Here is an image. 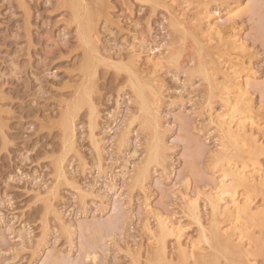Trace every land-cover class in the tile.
<instances>
[{
  "label": "rangeland",
  "instance_id": "obj_1",
  "mask_svg": "<svg viewBox=\"0 0 264 264\" xmlns=\"http://www.w3.org/2000/svg\"><path fill=\"white\" fill-rule=\"evenodd\" d=\"M84 2L103 62L78 111L67 103L84 48L70 5L0 0V264H151L160 240L177 262L207 251L190 210L207 228L213 203L221 228L253 250L264 236V0ZM125 65L160 94L155 118Z\"/></svg>",
  "mask_w": 264,
  "mask_h": 264
},
{
  "label": "bare ground",
  "instance_id": "obj_2",
  "mask_svg": "<svg viewBox=\"0 0 264 264\" xmlns=\"http://www.w3.org/2000/svg\"><path fill=\"white\" fill-rule=\"evenodd\" d=\"M68 5H70L71 9H72V14H73V19L75 20V22L78 24V38H79V41L82 45V48H84V57L81 59L83 60L82 62V68H81V71H82V77L80 81H83L82 83H80L78 85V90L75 91V97L73 98L74 100L67 105L69 106V109L71 107V110H75V109H79V106H81L85 100V98L87 97L89 99V96H90V89H91V86H92V82L89 84V80L92 79V77H94L95 75V66L97 63H100V62H103V58H101V54H100V59L101 61L98 62V60L96 58H98V55H97V50L95 46V42H94V39H96L94 36V29H95V23H94V19H95V16H94V10H91V7L86 3L84 2V0H66ZM107 1V0H106ZM101 3H99L98 5H100ZM67 5V4H66ZM105 7V6H104ZM167 7V6H166ZM168 9V8H167ZM105 11V10H104ZM236 14V13H235ZM231 16V15H230ZM97 22V21H96ZM97 25V24H96ZM213 25V24H212ZM214 26V25H213ZM212 28V26H211ZM215 28V26H214ZM219 28V27H218ZM216 30V29H214ZM219 31V30H218ZM217 31V32H218ZM224 31V30H223ZM222 31V33H223ZM225 32V31H224ZM220 33V32H218ZM222 33H221V36H222ZM228 34V33H227ZM235 34V33H234ZM238 34V33H237ZM227 36V35H226ZM237 36V35H236ZM94 37V38H93ZM97 37V36H96ZM231 37H233V34L231 35ZM230 37V38H231ZM235 37V36H234ZM233 37V38H234ZM238 37V36H237ZM229 38V37H227ZM226 40V39H225ZM234 40L232 43H236L238 40L235 41V39H232ZM230 40V42L232 41ZM96 41V40H95ZM228 42V41H227ZM240 44V43H239ZM238 44V45H239ZM242 44V43H241ZM234 45V44H233ZM237 45V44H236ZM241 46V45H239ZM236 47V46H235ZM234 47V48H235ZM230 48V47H229ZM232 47V49H234ZM240 48V47H238ZM237 49V47L235 48ZM99 51V50H98ZM75 60H76V57H75ZM95 60H97L96 64H95ZM81 63V62H80ZM144 63V61H143ZM129 65H131L129 63ZM134 65V64H133ZM132 65V66H133ZM136 65V64H135ZM120 66V65H118ZM131 66V67H132ZM126 67V68H125ZM131 67H128V65L124 66L123 68L126 69L125 71H127V74H128V81H129V85H131V88H132V91L133 93H135L134 95L137 96L138 98H140V105L141 106V110H144L146 113H148L150 115V117L152 116V118L155 116V110H156V107H155V100H157V96L160 95L158 94L157 92V89L155 87H153V85H149V83H146L144 81H142L141 77L138 75L137 71L135 72V68L132 69ZM201 67V66H200ZM202 68V67H201ZM97 70V69H96ZM205 70V68H204ZM151 71V70H150ZM201 71V70H200ZM148 74L149 71H147ZM206 72V71H205ZM205 72L202 73L205 74ZM207 73V72H206ZM81 74V73H80ZM153 74V73H152ZM151 75V74H150ZM206 76V75H205ZM154 77V75H153ZM83 79V80H82ZM93 80V79H92ZM95 80V79H94ZM93 80V81H94ZM146 80V79H145ZM78 81V83L80 82ZM246 81V80H245ZM148 82V81H147ZM153 84V83H152ZM76 87V86H75ZM147 89H150V94L147 93ZM92 90V89H91ZM160 91V90H159ZM161 92V91H160ZM159 92V93H160ZM91 98V96H90ZM93 99V97L91 98ZM90 99V100H91ZM93 101V100H92ZM89 103V106L93 104H90L91 102L87 101ZM87 103V104H88ZM158 103V100L157 102ZM86 104V105H87ZM85 105V104H83ZM94 106H95V103H94ZM78 107V108H77ZM90 108H93V107H90ZM96 108V107H94ZM68 108H66L65 110H67ZM68 109V110H69ZM65 113H63V118L61 120V127H62V138H64V141H63V144L65 143L66 145L68 144V146L70 144H72L73 142L71 141L72 140V135H73V129H72V125L71 123H73L74 121H71V116L73 114H71L73 111H65ZM90 110V109H89ZM92 110V109H91ZM79 111V110H78ZM88 112V110H87ZM93 112V110L91 111ZM144 112V113H145ZM74 113V112H73ZM77 113V112H76ZM143 113V112H141ZM71 114V115H70ZM91 114V113H90ZM89 114V116H90ZM93 114V113H92ZM88 116V115H87ZM88 116V118H89ZM95 116V115H94ZM158 116V115H157ZM73 117V116H72ZM93 117V116H92ZM144 117V116H143ZM74 118V117H73ZM91 118V117H90ZM95 118V117H94ZM155 118V117H154ZM89 120V119H88ZM153 120V119H152ZM96 121V119H95ZM156 121V119H155ZM154 121V122H155ZM89 122V121H88ZM92 122V121H91ZM88 123L89 124H91ZM152 122V121H151ZM154 122H153V126L155 129H157L154 125ZM222 122V121H221ZM226 122V121H225ZM224 122V124H225ZM229 122V121H228ZM220 123V122H219ZM223 123V122H222ZM221 123V124H222ZM243 123V122H242ZM147 124V123H146ZM156 124V123H155ZM94 125V124H93ZM145 125V124H144ZM160 125V124H159ZM218 125V123H217ZM226 125L229 127L227 128L226 126V132L228 134H230V136H228L226 139L225 138H222V139H225L224 142L226 143H232L233 141V137L234 135L232 133H234L232 126L230 127V124L226 123ZM90 126V125H89ZM92 126V125H91ZM221 126V125H218V127ZM234 126V125H233ZM239 127V124L236 125V127ZM75 127V126H74ZM158 127V126H157ZM237 127V128H238ZM242 127V126H240ZM90 128V127H89ZM148 128V126H147ZM224 128V127H223ZM222 127L220 129H223ZM243 129V132L245 131V127L243 126L242 127ZM75 129V128H74ZM153 129V128H152ZM92 130V127L91 129ZM151 130V128H150ZM224 130V129H223ZM234 130L237 131V129L235 128ZM241 130V129H240ZM238 130V131H240ZM157 130H155L154 132H156ZM225 131V130H224ZM91 132V131H90ZM220 133L223 132L222 130L219 131ZM237 133V132H236ZM245 133V132H244ZM75 134V133H74ZM93 134V133H91ZM224 134V133H223ZM227 134V135H228ZM155 135V133H154ZM153 135V136H154ZM158 134L156 133V136ZM222 135V134H221ZM75 136V135H74ZM152 136V137H153ZM155 136V137H156ZM236 136V135H235ZM159 138V136H157ZM226 137V136H225ZM74 138V137H73ZM154 139V138H153ZM252 139V138H251ZM158 141V139H157ZM155 141V142H157ZM253 141V140H252ZM72 142V143H71ZM159 142V141H158ZM228 143V145H229ZM234 143V142H233ZM154 144V143H153ZM152 144V145H153ZM74 146V145H73ZM72 146V147H73ZM230 146V145H229ZM237 146V145H236ZM65 148L67 146H64ZM71 147V146H69ZM155 148L157 150V146H152V148ZM232 147V146H231ZM150 148V147H149ZM71 148H69L68 150H70ZM154 149V151H156ZM159 149V148H158ZM74 151V150H72ZM150 151V150H149ZM152 153L149 152V158H152V156L154 155L153 154V150H151ZM148 154V153H147ZM155 156V155H154ZM148 158V156L146 157ZM156 158V157H154ZM160 159V158H159ZM150 160V159H149ZM147 161V160H146ZM155 161H158V160H155ZM61 163V162H60ZM148 162H146L147 164ZM57 165V164H56ZM58 166V165H57ZM56 166V167H57ZM145 163L143 165V167H145ZM61 167V166H60ZM59 169V167H57ZM56 168V169H57ZM142 168V167H141ZM143 170V169H142ZM141 170V171H142ZM60 171V170H58ZM57 171V173H58ZM62 171V170H61ZM140 171V172H141ZM144 171V170H143ZM145 172V171H144ZM229 175L232 176V179L235 183H242V184H247L248 180L247 178L239 172H236L234 171L233 169H229V171H227ZM143 173V172H142ZM141 173V174H142ZM240 173V174H239ZM62 174V173H61ZM60 174V175H61ZM141 174L138 173V176L141 177ZM58 175V174H57ZM63 175V174H62ZM146 177V176H145ZM63 178V177H61ZM137 178V177H136ZM136 178L134 177V179L136 180ZM143 178V177H141ZM65 179V178H64ZM139 181V180H138ZM143 181V180H142ZM225 183L226 181L225 180H222V183L221 184H224L222 185L223 187L225 186ZM222 187V189H223ZM224 189L226 190V187H224ZM224 192V190H223ZM232 201H236V200H232ZM187 204H189V200L187 199ZM189 202V203H188ZM235 204V203H234ZM193 205V204H191ZM187 206H190L187 205ZM228 206V205H226ZM244 206H246V204H244ZM191 207V206H190ZM235 207V205H234ZM237 207V206H236ZM247 207V206H246ZM189 208V207H188ZM231 208V207H230ZM227 209L229 210L228 207H226V211ZM191 215L193 216V218H195L197 221V223L199 224L200 226V232H201V237L203 239V241L207 244V251H198V252H192V253H186L185 251H182L180 253V259L177 261V262H173L171 261L170 259H168L166 257V251H165V247H164V243L162 240L159 241V248L157 249V253H154L151 261L149 260V262H151V264H256L254 263V261L250 258V255L251 254H254V255H258V256H261L263 257L264 259V236L263 238H255L254 239V249L252 250V248H245L244 244L241 243V241L239 240H236V238L233 237V232L231 233L230 231H225L221 228V226L219 225V220H217V216L220 214L219 210H218V207L215 203H213L212 205V220H211V223H210V226L209 227H204L201 225V221L199 222L200 219H198V214H197V211H196V207H191ZM225 212V211H224ZM231 213V212H230ZM227 214V213H226ZM162 222V221H161ZM164 224V223H163ZM162 225V224H161ZM160 226V225H159ZM170 227V226H169ZM161 230L163 233H166L168 231L173 232V227H170L168 228V225L167 227L165 226V224L163 226H161ZM175 230V229H174ZM234 231V230H233ZM169 234V232H168ZM178 239V238H177ZM179 243V242H178ZM181 244V243H180ZM179 246V245H178ZM182 248V246H181ZM156 250V249H155ZM154 250V251H155ZM181 251V249H180ZM156 252V251H155Z\"/></svg>",
  "mask_w": 264,
  "mask_h": 264
}]
</instances>
